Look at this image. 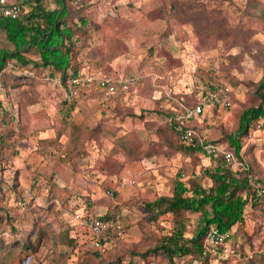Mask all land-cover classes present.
<instances>
[{
	"label": "rangeland",
	"instance_id": "rangeland-1",
	"mask_svg": "<svg viewBox=\"0 0 264 264\" xmlns=\"http://www.w3.org/2000/svg\"><path fill=\"white\" fill-rule=\"evenodd\" d=\"M87 11L93 20L80 70L139 81L104 109L94 90L81 87L68 102L66 84L50 80L57 76L32 81L28 70L6 67L28 77L0 83V140L4 110L24 127L22 136L0 150V178L4 188L17 181L21 197L25 190L32 193L27 205L17 203L20 212L33 218L40 214L54 228H65L74 244L35 239V250L28 254L12 246L4 232L0 264H86L94 248L76 214L114 212L121 220L124 233L99 250L102 261L131 248L153 247L172 230L171 214L153 220L145 203L170 195L175 179L200 175L219 157L180 151L163 114L167 98L161 102L154 95L171 88L178 99L188 95L197 101L202 77L215 71L219 82L232 86L236 99L230 109L205 114L201 133L207 139L233 131L237 114L255 101L251 83L261 78L264 66V0H92ZM7 45L0 30V47ZM262 123L242 144L254 179H264ZM69 125L79 127L70 130ZM259 203L257 209L246 206L243 224L234 227L229 246L242 247L240 253L214 257L209 264H264V200ZM186 219L189 237L199 216ZM18 223L19 230L30 228L21 219ZM147 259L148 264H167L152 254Z\"/></svg>",
	"mask_w": 264,
	"mask_h": 264
},
{
	"label": "trees",
	"instance_id": "trees-1",
	"mask_svg": "<svg viewBox=\"0 0 264 264\" xmlns=\"http://www.w3.org/2000/svg\"><path fill=\"white\" fill-rule=\"evenodd\" d=\"M22 2L34 5L28 11L22 8L18 18L0 16V30L10 44L9 47H0V83L7 85L8 82L27 76L6 71V67L12 64L19 69L28 70L31 73L29 79L32 81L44 76H57L66 84L67 79L80 70L81 61L84 55H87L86 43L93 20L87 10L92 0H22ZM211 11L219 12L216 8H212ZM208 79L220 80L215 71L205 73L201 80L202 85ZM251 87L255 101L237 114L235 129L231 132L223 131L220 137L215 139L205 137L207 141L221 145L225 150L233 153L236 161L243 166L238 174L234 175L230 163L222 155H218L214 165L202 168L200 175L196 174L184 181L175 179L170 195H159L146 202L144 206L151 212V219L157 220L161 215L171 214L172 223V230L166 235L162 234L155 245L146 250L138 251L131 248L124 253L115 254L108 261H102L100 251L108 241L95 246L87 229L94 249L90 250L86 264H123L124 261L126 264L140 262H143L140 264H148L147 256L151 254L160 257L161 261H166L167 264L180 262L209 264L214 259L201 255L209 225L216 226L220 231H229L233 236L234 227H239L244 222L246 206L257 209L260 206L259 202L262 203L264 200V195L257 194L256 188L247 182L251 166L242 154L243 141L249 136L251 128L258 127L264 122V66L263 75L258 81L252 82ZM96 93L99 94L97 91ZM235 99L236 96L232 94V103ZM179 100L188 106L196 102L191 101L188 95H183ZM173 113L170 108L163 109L166 126L175 136L179 150L189 155L203 154L199 138L203 123L198 121L192 123V127L197 132L196 144L194 146L185 144L167 119ZM2 117L4 125L0 150L5 149L7 143L9 145L8 140L22 136L24 130L23 125L12 112L4 110ZM78 127L69 125L70 130ZM204 179L209 182L206 186L202 184ZM256 181L264 187L263 178ZM18 187V182L14 181L4 188L3 179L0 178V248L7 243L4 241V232H7L9 241L13 240L12 246L20 245L28 254L35 250V239L42 240L47 237L54 241L66 240V244L73 247L74 239L68 237L65 228H54V223L45 217L42 218L40 214L33 218L19 211L17 203L21 200V192ZM49 204L50 208L53 203ZM30 210L36 212L35 209ZM46 210L47 208L44 211ZM190 214H197L199 220L195 231L188 237L185 236V226L186 218ZM101 216L118 219L121 225L120 235L124 233L121 220L114 215V212H106ZM20 219L29 223L28 230L18 229V225L22 224L18 223ZM14 237L15 239H12ZM240 248L242 247L232 249L231 253L239 252Z\"/></svg>",
	"mask_w": 264,
	"mask_h": 264
},
{
	"label": "built area",
	"instance_id": "built-area-1",
	"mask_svg": "<svg viewBox=\"0 0 264 264\" xmlns=\"http://www.w3.org/2000/svg\"><path fill=\"white\" fill-rule=\"evenodd\" d=\"M22 7L19 2L9 0H0V16L18 18ZM51 81L60 82L59 77L50 78ZM139 81L135 76L116 77L109 73L101 71H81L71 76L66 81L68 93L65 94V100L71 102L72 94L83 87L88 90L99 92V104L107 109L111 102L120 95L126 93L130 88L137 85ZM234 89L230 84H224L214 79H208L202 85V93L199 99L192 105H185L172 93V89L166 91L168 108L173 110V114L168 116V121L172 123L180 140L185 144L194 146L196 144V130L192 127L194 121L205 119L206 113L213 111H225L232 106L231 95ZM259 127V126H258ZM257 127V128H258ZM202 151L209 157L222 155L223 158L233 167L234 175H237L242 168V164L237 162L231 151L225 150L221 145L211 143L199 135ZM249 185L256 188L257 194L264 195V187L250 174L247 177ZM33 198L32 193L25 190L22 194L20 205H27ZM75 217L84 223L88 229L92 244L100 246L107 241L116 239L121 233V225L118 219L113 217H103L94 213H88L83 217L76 214ZM229 231H220L216 226L210 224L206 230L204 245L201 251L202 256L223 257L231 252L229 246Z\"/></svg>",
	"mask_w": 264,
	"mask_h": 264
},
{
	"label": "crops",
	"instance_id": "crops-1",
	"mask_svg": "<svg viewBox=\"0 0 264 264\" xmlns=\"http://www.w3.org/2000/svg\"><path fill=\"white\" fill-rule=\"evenodd\" d=\"M13 1H16V2H19L20 3V5H21V7L24 9V5H28V9L27 10H25V11H28L29 9H30V7L32 6V5H34L33 3H23L22 2V0H13ZM4 34V33H3ZM8 47L10 46V44L8 43V45H7ZM6 46V47H7ZM161 91H159V93H160ZM163 92H164V94H163V96H161V95H154V98H156V99H158L159 101H161L162 102V100H164V99H166L167 97H166V89H163ZM201 93H202V90H201ZM175 94V93H174ZM177 95H179V94H175V97L177 98ZM234 95L236 96V93H235V90H234ZM179 97H181V96H179ZM97 99H98V103H99V94H97ZM114 101V100H113ZM112 101V102H113ZM112 102H111V105H112ZM165 104H167V99L165 100ZM110 106V105H109ZM166 108H167V106H166ZM200 122H203V120L202 121H200ZM201 135H202V137H205V135L203 134V133H201ZM203 154H205V153H203ZM206 155V154H205ZM206 156H208V155H206ZM209 157V156H208ZM235 167V166H234ZM241 167H243V166H241ZM232 170H233V167L231 168ZM182 177H184V175H182ZM180 179V178H179ZM232 236V235H231ZM232 238V237H231ZM231 238L229 239V243H230V240H231Z\"/></svg>",
	"mask_w": 264,
	"mask_h": 264
}]
</instances>
